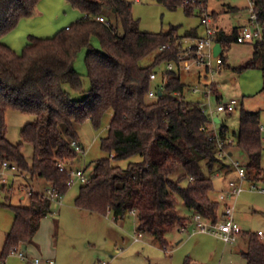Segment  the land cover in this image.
<instances>
[{
	"label": "trees",
	"instance_id": "obj_1",
	"mask_svg": "<svg viewBox=\"0 0 264 264\" xmlns=\"http://www.w3.org/2000/svg\"><path fill=\"white\" fill-rule=\"evenodd\" d=\"M38 1L0 0V166L10 160L18 165L19 175L44 180L58 195H64L70 187L71 163L80 154L73 141L83 147L77 125L90 119L98 127L110 110L109 131L101 140L103 150L110 155L96 160L89 181L80 185L75 204L101 214L111 211L117 221L134 214L138 231L150 234L165 246L170 231L188 224V217L177 209L179 196L194 214L218 220L220 202L211 194L215 190L212 174L235 169L219 156L217 141L208 130L206 112L198 104L180 101L173 94L191 88V78L185 79L178 69H173L163 94L153 98L148 95L151 88L159 86L150 74L162 71L167 61L176 60L180 41L197 37L198 29L184 35L178 33L177 26L166 31H144L127 0H72L84 16L50 37L31 35L22 52H17L1 38L22 17L32 15ZM156 1L168 9L183 7L187 13L199 9L201 14L198 4L207 0ZM253 3L263 24V39L253 41V56L243 67L258 66L264 80V0ZM240 9L228 6V10ZM107 11L116 15L118 23L109 17L96 19ZM238 31L237 26L216 25L224 66L230 67L226 52L236 41ZM162 45L167 46L158 51ZM83 48L87 49L85 61L91 79L87 90L75 67ZM151 54L152 62L144 65L142 61ZM202 81L194 78V84ZM65 84L84 95L73 96ZM215 92L217 99H222L218 84ZM242 104L238 129L230 134L229 126L222 124L221 135L234 138L227 147L235 146L247 155L249 179L264 180L261 110L246 109ZM9 110L34 117L22 127V141L16 144L7 137ZM25 142L33 146L31 162L23 151ZM136 155L141 159L125 167L115 163ZM60 160L66 163L65 170L59 168ZM178 171V177L171 178ZM14 190L10 188V192ZM11 206L15 217L0 261L12 250L32 243L42 218L53 211V201L42 191L29 195L28 204ZM244 233L247 240L242 254L247 264H264V240L258 231ZM184 264L193 263L187 259Z\"/></svg>",
	"mask_w": 264,
	"mask_h": 264
},
{
	"label": "rangeland",
	"instance_id": "obj_2",
	"mask_svg": "<svg viewBox=\"0 0 264 264\" xmlns=\"http://www.w3.org/2000/svg\"><path fill=\"white\" fill-rule=\"evenodd\" d=\"M131 2L133 16L139 20V26L144 31L168 30L172 26L178 27V33L184 35L187 31L198 29L203 33L201 14L199 9L194 13H187L183 7L168 9L156 0H127ZM201 11H206L213 16L214 24L227 26L242 23L249 18V0H207L198 4ZM229 5H237L239 12L228 10ZM84 16V12L72 3V0H39L34 13L22 17L17 25L5 33L1 38L7 45L17 52H22L31 35L50 37L62 28L71 25ZM103 17H109L118 23L116 15L107 11ZM200 33V32H199ZM253 41L239 43L234 41L226 52L230 67L223 65L222 72L216 79L223 90L224 100L236 98L239 100L235 112L220 113V120L216 127L222 124L229 126L230 134L238 129L240 119V107L246 109L261 110V123L264 126V80L262 70L258 66L243 67L253 56ZM87 49L83 48L75 61V67L82 74L84 89L91 87V79L86 65ZM154 54L146 57L142 63L150 64ZM185 79L194 84L193 74H183ZM191 85V86H192ZM66 88L75 97H81L84 93L74 91L69 84ZM186 99L195 102L200 94L193 93L191 88L184 92ZM112 117L110 110L106 111L101 123L96 127L90 119H86L77 125L79 137L84 148L79 157L71 166L75 169L86 167V174L93 172L96 160L107 157L110 154L101 146L102 137L109 131V123ZM33 116L17 110H9L6 114L7 137L12 143L22 141L21 130ZM213 126V125H211ZM264 136V128H263ZM230 150V147H228ZM23 151L31 162L33 158V146L25 142ZM240 153H243L240 151ZM245 154V153H243ZM240 156V157H239ZM235 152L234 158L246 161L247 155ZM243 157V158H241ZM141 159L136 155L126 159L115 160V163L126 166L130 161ZM262 166L264 168V148L262 151ZM30 181L37 188H42L44 180ZM179 171L172 174L176 179ZM215 190L211 193L213 198L218 197L222 190L225 179L218 172L212 174ZM6 180L0 177V255L5 237L10 230L15 212L11 205L28 204L29 195L20 189V185L26 184L27 180L22 175L9 172ZM187 180L182 182L183 185ZM81 182L76 181L63 195V205L59 207L53 203V211L41 220L40 227L36 232L34 241L36 245L22 249L29 256L39 255L42 258H54L57 264H99L100 261L109 264H184L187 259L193 264H247L241 252V245L245 244V231L264 232V193L257 189H249L248 182L244 183L246 190L235 200V220L242 227L243 233L240 240L233 243H225L216 235L197 229L193 223L188 224L186 231L175 227L167 234V245L156 241L150 234L135 241L134 235H138V222L134 214L128 215L123 220H115L112 212L107 214L79 213L74 209L75 199L78 195ZM264 186V180L258 182ZM10 188H15L10 192ZM220 189V190H219ZM219 190V191H218ZM25 198H21V195ZM73 207V208H72ZM222 208V207H221ZM177 209L181 215L193 220L194 213L190 210L183 199H177ZM245 230V231H244ZM243 242V243H242ZM4 264H27L16 253H10L4 260Z\"/></svg>",
	"mask_w": 264,
	"mask_h": 264
},
{
	"label": "built area",
	"instance_id": "obj_3",
	"mask_svg": "<svg viewBox=\"0 0 264 264\" xmlns=\"http://www.w3.org/2000/svg\"><path fill=\"white\" fill-rule=\"evenodd\" d=\"M137 1V0H136ZM250 16L248 24L239 28L236 41L244 43L248 41H261L263 39V24L259 21L257 13L254 11L253 0H249ZM98 20H105L103 16H96ZM201 25L204 28L202 34L197 37H188L180 41V52L176 60H169L164 64L162 71H153L150 74L152 80H157L158 87L151 88L148 92L150 97H157L162 95L166 88V83L169 78V73L173 69H178L182 74H193L195 78L202 79V83H196L191 86L193 93L200 94L199 100L194 103L198 104L201 109L206 112L208 116V130L211 132V138L217 141L219 156L231 163L235 169L236 176L228 178V188L221 190L219 193V200L224 202L222 208H218V220L211 221L201 214H194L193 223L197 229L210 232L217 237L221 238L225 243H233L238 240L240 234L243 233L242 227L235 220V200L246 190L245 182L249 183V189H257L264 193V186H259L258 181L249 179L245 162L238 158H234L227 147V144L233 143L234 138L228 136L223 138L221 135V128L216 127L217 119L220 120V113L222 112H235L238 108L239 100L230 98L228 100H218L215 92V85L217 83L216 76L221 71L223 66L222 59L219 60V55L215 54V45L218 43L216 39V26L214 24L213 16L206 11L201 14ZM167 45H162L158 51L164 50ZM221 57V56H220ZM174 95L179 97L180 101H189L186 99L184 92L174 91ZM213 125V126H211ZM263 130L264 126L261 125ZM73 144L84 152V148L78 145L76 141ZM264 145V136H263ZM58 166L61 170H65L67 165L64 161L60 160ZM9 172L19 175V167L16 163L10 160H4L0 166V177L6 180ZM70 179L68 185L71 186L76 181L86 183L90 179V175L86 174V167L75 169L70 168ZM223 175L222 173H218ZM27 179V183L20 185L22 191L31 195L34 192H45L53 201V203H62L63 195H58L55 188L50 184H45L41 189L37 188L29 180V177L22 175ZM261 181V180H260ZM187 225L180 227L181 231H186ZM144 235L143 232H138L134 235L135 241L140 240ZM258 235L264 240V232L258 230ZM11 253H16L21 259L25 260L28 264H57L54 258H42L41 256H29L21 248L14 249ZM4 264V261H0ZM99 264H109L106 261H100ZM224 264V263H221Z\"/></svg>",
	"mask_w": 264,
	"mask_h": 264
},
{
	"label": "crops",
	"instance_id": "obj_4",
	"mask_svg": "<svg viewBox=\"0 0 264 264\" xmlns=\"http://www.w3.org/2000/svg\"><path fill=\"white\" fill-rule=\"evenodd\" d=\"M235 6H237V5H235ZM239 7V6H238ZM240 10H237V11H235V12H239ZM248 24V18L247 19H245L242 23H239V24H235V25H230V26H227L226 25V23L225 24H220L221 25V27H225V28H229V27H235V26H237V27H239V28H241V27H243V26H246ZM200 32V33H199ZM198 33L199 34H202L201 33V31H199L198 30ZM254 51V50H253ZM221 59V57L219 56V60ZM229 63V62H228ZM224 65V64H223ZM225 67H227V66H225ZM222 70H223V66H222V68H221V71L220 72H222ZM219 72V73H220ZM217 83H218V80H217ZM218 85H219V83H218ZM219 88H220V91H221V93H222V96H223V90H222V88H221V86L219 85ZM223 99H224V96H223ZM217 121H219L218 119H217ZM236 151H238V154L239 155H242L243 157H245L244 155L245 154H243V153H240V149L239 148H237V147H235V146H231L230 147V152H231V154H232V156L234 157V154H235V152ZM242 152V151H241ZM240 157V156H239ZM238 157V159H240ZM243 157H241V158H243ZM236 158V157H235ZM240 160H242V159H240ZM246 161H247V159H246ZM246 161H243V162H246ZM220 176H223L224 178L223 179H225V180H223L224 181V183H223V186L221 187V188H223L222 190H224V189H227L228 188V178H231V177H235L236 176V173L233 171V172H229V173H223V175H220ZM27 180V179H26ZM30 180V179H29ZM33 180V179H32ZM34 181V180H33ZM41 181H43V180H41ZM40 180H37V182H41ZM27 183V182H26ZM46 183H44V185H45ZM43 185V186H44ZM220 190V189H219ZM218 190V191H219ZM221 191V190H220ZM220 191H219V193H220ZM21 198L23 199V198H25V195H21ZM215 199H217L219 202H220V207H222L223 206V204H224V202L222 203V201H220L219 200V194H218V197H216ZM64 199H62V203H56L57 205H59V207L60 206H62L63 205V203H64V201H63ZM73 208V207H72ZM74 209L76 210V211H78L79 213H82V214H84V213H91V214H94V213H97V214H101V213H98V212H94V211H90V210H87V209H82V208H80V207H78L77 205H74ZM111 212V211H110ZM135 216V215H134ZM138 224V223H137ZM245 231V230H244ZM145 235V234H144ZM144 235L142 236V237H144ZM36 236V235H35ZM34 236V237H35ZM241 236H242V234H240V236H239V238H238V240H240V238H241ZM142 237L140 238V239H142ZM243 243V242H242ZM36 245V242L35 241H33L32 243H30L29 245H27L26 247L27 248H29L30 247V245ZM243 249H245V244H244V246H243V244L241 245V252H242V250ZM36 256H39V255H36ZM28 264V263H27Z\"/></svg>",
	"mask_w": 264,
	"mask_h": 264
},
{
	"label": "water",
	"instance_id": "obj_5",
	"mask_svg": "<svg viewBox=\"0 0 264 264\" xmlns=\"http://www.w3.org/2000/svg\"><path fill=\"white\" fill-rule=\"evenodd\" d=\"M221 52H222V45H221L220 42H218V43L215 45V54H216V55H219V54H221ZM23 248L26 249V248H27L26 245H24Z\"/></svg>",
	"mask_w": 264,
	"mask_h": 264
}]
</instances>
